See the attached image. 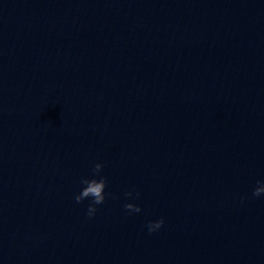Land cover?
Wrapping results in <instances>:
<instances>
[{"label": "water", "instance_id": "1", "mask_svg": "<svg viewBox=\"0 0 264 264\" xmlns=\"http://www.w3.org/2000/svg\"><path fill=\"white\" fill-rule=\"evenodd\" d=\"M97 163L106 199L89 217L75 196ZM257 181L263 16L0 0V264H264Z\"/></svg>", "mask_w": 264, "mask_h": 264}, {"label": "clouds", "instance_id": "2", "mask_svg": "<svg viewBox=\"0 0 264 264\" xmlns=\"http://www.w3.org/2000/svg\"><path fill=\"white\" fill-rule=\"evenodd\" d=\"M103 169V165L97 163L92 168L93 178L82 177L80 183L84 185L78 195L75 196V201L77 203H82L85 199L91 198L92 203L88 206V216L91 217L95 215L97 208L96 205H101L105 202L106 194L105 188L107 187V177L100 176V173ZM99 176L100 178L97 179L95 177ZM257 187L253 190V196L259 197L261 194H264V181H257ZM126 197H132L133 191H126ZM140 193L135 192V197L139 198ZM125 210L129 213H139L141 212V208L139 205L134 203H126L124 205ZM164 224V220H156V221H149L147 224V229L149 233H152L158 229H160Z\"/></svg>", "mask_w": 264, "mask_h": 264}]
</instances>
